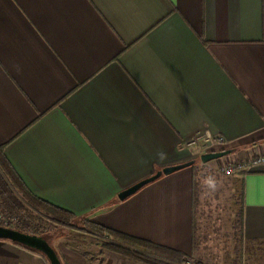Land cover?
Returning <instances> with one entry per match:
<instances>
[{
    "label": "crops",
    "instance_id": "obj_1",
    "mask_svg": "<svg viewBox=\"0 0 264 264\" xmlns=\"http://www.w3.org/2000/svg\"><path fill=\"white\" fill-rule=\"evenodd\" d=\"M207 134L224 145H189ZM0 145L37 198L192 255L194 171L118 194L207 152L264 157V0H0ZM232 186L264 243V163ZM56 230L39 234L65 264H147ZM0 264L49 262L0 239Z\"/></svg>",
    "mask_w": 264,
    "mask_h": 264
},
{
    "label": "rangeland",
    "instance_id": "obj_2",
    "mask_svg": "<svg viewBox=\"0 0 264 264\" xmlns=\"http://www.w3.org/2000/svg\"><path fill=\"white\" fill-rule=\"evenodd\" d=\"M224 158L208 163H203L199 159L193 165L180 169L194 171L199 181L195 213L198 245L194 247L193 254L188 257L197 264H264V243L248 242L243 239L240 190L232 186L234 175L227 176L223 171L227 164L226 161H221ZM211 162L223 163L211 169L207 165ZM25 205V208L11 212L0 202V210L7 216L15 215L25 219L23 226L25 223H30L40 234L57 229V237L70 236L90 253L95 254L103 249L101 240L93 237L80 219H74L69 225L60 224L28 204L25 203ZM43 237L46 238L45 235ZM124 246L130 250L144 252L139 247Z\"/></svg>",
    "mask_w": 264,
    "mask_h": 264
},
{
    "label": "trees",
    "instance_id": "obj_3",
    "mask_svg": "<svg viewBox=\"0 0 264 264\" xmlns=\"http://www.w3.org/2000/svg\"><path fill=\"white\" fill-rule=\"evenodd\" d=\"M0 202L3 205H5L11 212L18 211L17 209L20 210L25 208L26 207L25 203H26L31 208L42 212L47 217H50L51 219H53L54 221L60 224L69 225L71 224V221H73L74 219H80L84 227L88 229V232L104 239L102 241L103 247L121 253L122 255L126 257H130L136 261H142L147 264H175V262L183 263L184 259L188 257L186 256V254L171 249L169 247L159 245L151 241L114 230L102 224L89 221L85 218H76L73 213L60 209L42 199L37 198L29 191V189L21 180L17 172L14 170L13 166L11 165L10 161L5 155L4 146L1 145H0ZM195 207H196V202H195ZM241 224H242V213H241ZM19 230L30 234L40 235L37 229L34 228L30 223H25V225ZM17 244L47 259V257L41 251L35 248L22 245L20 243ZM124 245H130V246L142 248L144 252L136 249L130 250ZM197 245H198V241L196 238V230H195L194 247ZM151 255L169 259L171 260V262L161 260ZM58 256L61 260V263L65 264L64 259L59 254Z\"/></svg>",
    "mask_w": 264,
    "mask_h": 264
},
{
    "label": "water",
    "instance_id": "obj_4",
    "mask_svg": "<svg viewBox=\"0 0 264 264\" xmlns=\"http://www.w3.org/2000/svg\"><path fill=\"white\" fill-rule=\"evenodd\" d=\"M231 152H232L231 149H224V150H220V151H211V152H207V153L202 154L200 159L203 163H208L212 160L220 159V158H223L225 156H228L229 154H231ZM194 163H195L194 161H190V162H186L184 164L166 167L163 170L158 171L154 175H152L148 178H145V179L141 180L140 182L134 184L133 186L123 190L122 192H120L118 194V198L120 200H125L128 197L134 195L136 192H138L145 185H147V184L157 180L158 178H160L162 175L171 174V173L176 172L180 169L189 167V166L193 165ZM0 239H8V240L20 243V244L25 245V246L35 248V249L41 251L47 257L50 264H62L56 250L48 242V240L46 238H44L43 236L22 232V231L17 230V229L0 227Z\"/></svg>",
    "mask_w": 264,
    "mask_h": 264
},
{
    "label": "built area",
    "instance_id": "obj_5",
    "mask_svg": "<svg viewBox=\"0 0 264 264\" xmlns=\"http://www.w3.org/2000/svg\"><path fill=\"white\" fill-rule=\"evenodd\" d=\"M224 140L221 138H214L210 135H198L195 136L191 141V146H196L202 151L214 146L224 145ZM264 163V157H259L251 162H227L224 166L223 171L227 176H233L236 174L249 172L257 165ZM25 219H21L15 215L7 216L0 210V227L10 228V229H21L23 227ZM183 264H197L192 258L186 257Z\"/></svg>",
    "mask_w": 264,
    "mask_h": 264
}]
</instances>
